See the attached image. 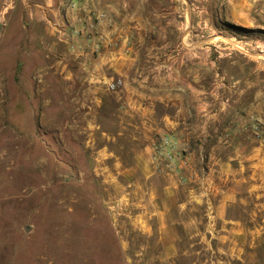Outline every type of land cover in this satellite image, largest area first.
I'll list each match as a JSON object with an SVG mask.
<instances>
[{"label": "rangeland", "instance_id": "obj_1", "mask_svg": "<svg viewBox=\"0 0 264 264\" xmlns=\"http://www.w3.org/2000/svg\"><path fill=\"white\" fill-rule=\"evenodd\" d=\"M224 1L195 0V16L221 35L215 77L240 86L237 148L197 153L200 179L179 175L190 182L165 229L137 177L148 153L118 133L114 97L80 78L84 38L70 30L57 53L24 0H0V264H264V25L235 24ZM223 36L243 47L225 55Z\"/></svg>", "mask_w": 264, "mask_h": 264}, {"label": "crops", "instance_id": "obj_2", "mask_svg": "<svg viewBox=\"0 0 264 264\" xmlns=\"http://www.w3.org/2000/svg\"><path fill=\"white\" fill-rule=\"evenodd\" d=\"M24 1L28 25L44 26L47 48L58 53L68 47L74 39L69 26L77 12L67 7V0ZM226 4L229 8L223 11L235 24L264 25V0H227ZM197 9L203 13L206 6H197L195 0H82L78 11L105 13L113 19L109 23L104 17L99 22L103 42L97 54L89 51L92 41L80 39L84 47L78 53L77 70L85 73L80 78L85 77L99 101L107 95L114 97L119 109L118 133L132 136L133 145L140 141L131 150L148 153L137 166V177L147 187L148 201L155 197V212L165 229L168 223L163 222L174 214L172 204L179 203L180 190L191 180L200 179L195 170L200 162L197 153L236 149L235 134L242 124V115L233 100L240 93L238 80L227 82L223 77L218 81L213 70L211 54L218 49H213L212 44L221 35L209 32V18L196 17ZM228 39L224 37L226 43L219 49L232 55L241 45ZM252 49L245 51L254 60L257 52ZM116 77L123 80V86L109 92L105 81ZM168 132L181 140L190 166L177 173L160 174L150 160L151 146L155 138ZM220 138L226 143L222 147H218ZM183 174L184 180L189 176L190 181L182 182L179 175ZM228 198H221L217 213H222Z\"/></svg>", "mask_w": 264, "mask_h": 264}, {"label": "built area", "instance_id": "obj_3", "mask_svg": "<svg viewBox=\"0 0 264 264\" xmlns=\"http://www.w3.org/2000/svg\"><path fill=\"white\" fill-rule=\"evenodd\" d=\"M82 0H67V7L76 13L75 21L71 25V33L77 39L84 38L92 41L93 52L96 53L101 49L103 37L98 32L101 18L106 17L109 23L113 19L105 13H80ZM8 2V0H6ZM111 91L118 90L123 86L121 78L111 79L108 83ZM152 163L157 172L170 173L187 168L190 164L181 140L174 133L168 132L157 137L152 143Z\"/></svg>", "mask_w": 264, "mask_h": 264}, {"label": "trees", "instance_id": "obj_4", "mask_svg": "<svg viewBox=\"0 0 264 264\" xmlns=\"http://www.w3.org/2000/svg\"><path fill=\"white\" fill-rule=\"evenodd\" d=\"M234 26L238 28V26H237V25H234Z\"/></svg>", "mask_w": 264, "mask_h": 264}]
</instances>
